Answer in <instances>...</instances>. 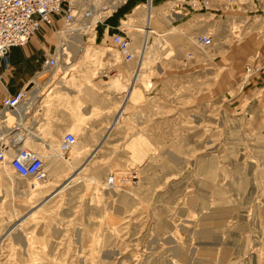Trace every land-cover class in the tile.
Here are the masks:
<instances>
[{
  "label": "rangeland",
  "instance_id": "obj_1",
  "mask_svg": "<svg viewBox=\"0 0 264 264\" xmlns=\"http://www.w3.org/2000/svg\"><path fill=\"white\" fill-rule=\"evenodd\" d=\"M98 1L82 6L87 23L43 26L0 72L71 74L97 92L63 104L70 151L56 127L0 142L9 158L24 141L47 170L23 179L0 162V264H264V0H153L166 44L136 77L155 30L143 41L125 26L146 25L139 6L107 13Z\"/></svg>",
  "mask_w": 264,
  "mask_h": 264
},
{
  "label": "crops",
  "instance_id": "obj_2",
  "mask_svg": "<svg viewBox=\"0 0 264 264\" xmlns=\"http://www.w3.org/2000/svg\"><path fill=\"white\" fill-rule=\"evenodd\" d=\"M94 1L95 0H89V2L91 3H93ZM141 1L142 0H128L126 1V5H123L122 7L118 8L116 11L119 10L118 11L119 13L130 14L132 11H134L136 7L139 6L138 8L135 9V12H141L142 14L145 13L146 25L137 26V25H133L125 21V26L139 33H142L143 41L146 36L145 30H147L148 27L149 29L151 28L155 30V32H157L156 34L160 35L159 44L162 45L161 47L163 48L166 44V41L164 39H161V36H164L167 32L159 30L157 27L158 24L156 25V22H154V19L156 18L155 16H158L159 14L158 10L160 9V7H157V6L153 7L152 6L153 0H149V2L145 6L141 4L142 3ZM147 1L148 0H146V2ZM155 1L156 3L164 2V0H155ZM99 2L100 0L98 1V3ZM122 2H124V0H107L106 1V12L111 13ZM140 5H142V7ZM144 7L146 8V10H144ZM81 8L82 6L80 7L78 11V16H80V13L85 11V8H88V6L83 7L82 9ZM87 11H89V8ZM86 14H89V12H86ZM89 17L90 16H88V18ZM168 17L170 21H173V18H171L170 16ZM84 20L85 21L82 22V20L80 21L78 19V21L76 20L74 24L76 23L81 24V22L87 23V21H90L91 19L86 18ZM21 48H22L21 46H17V47H12L9 50L7 59L4 61H0V72H5V70L8 69L7 66H11V64L12 65L16 64L19 58L23 57L25 50L23 52ZM42 61H43V58L41 59L40 63H42ZM83 75H88V74H80V75H77L76 77L77 79H79V77H83ZM136 76H139V74H136L135 77ZM70 78H71V74L68 76L66 81L71 80ZM88 79L93 80V77L88 76ZM66 81L64 80L63 74L61 75L48 74L47 76H43V74H0V107H1V100L5 95L7 94L14 95L18 92H23V89L25 88V86L28 83L33 82V87L28 92L22 93L21 104L19 105L18 111L14 113L15 116L22 114V117L24 119L18 123L17 122L11 123L13 124V126L8 125V127H6L7 125H2L1 127L0 125L1 127L0 128V142L4 141L5 138H7V140L12 141L15 138H18L17 137L18 134H20L18 135L19 137L21 135H24L25 138H28L29 134L32 135L33 133L39 135V136L34 135L33 137L30 136L32 137L30 138L31 141L32 139L36 141V139H38L41 136L43 137L44 135L39 130L40 127L45 128L44 130L45 136L49 128L56 127L57 130L55 131V133L57 134L59 139H62L63 136L67 133L66 131L67 126L73 125L71 124V122L68 121L69 114H68V111L66 110V106H63V104L66 105V103L68 102L67 97L73 98V100L76 101L78 100L79 96H82V94H85V95L97 94L96 88L93 84H89L87 82L85 83L78 82L75 85H73V84H67ZM121 83L123 84V82ZM114 87H116V85H114ZM132 95H134V91L131 90L128 96L132 97ZM128 96H127V99H128ZM82 100H84V98H82ZM121 110L122 112H124V106L122 107ZM2 112H3V109L2 110L0 109V114ZM80 113L82 115L90 117L92 115V107L90 106L87 111H85L82 108L80 109V111L77 110L76 118L77 117L79 118L82 116V115L79 116ZM119 114L117 116L118 119L120 118L119 116L122 115V114L120 115ZM16 125L19 128L16 129ZM3 127L4 129L2 130ZM12 127L14 129H12ZM45 138L43 137V139ZM25 141H27V139H25Z\"/></svg>",
  "mask_w": 264,
  "mask_h": 264
},
{
  "label": "built area",
  "instance_id": "obj_3",
  "mask_svg": "<svg viewBox=\"0 0 264 264\" xmlns=\"http://www.w3.org/2000/svg\"><path fill=\"white\" fill-rule=\"evenodd\" d=\"M88 0H0V61L7 59L12 47L23 46L35 36L43 26L53 27L54 23L59 26H70L76 20L81 5H86ZM182 1V0H181ZM57 25V24H56ZM209 36L199 37V42L204 46L211 44ZM113 42L117 50L129 62L135 57L131 51L132 42L129 38L120 34L114 35ZM42 67L55 68L56 55L45 57ZM249 65L248 71H252ZM22 92L14 95H5L1 100V110L5 108L14 111L21 101ZM76 136L67 132L61 139V149L69 150L76 142ZM8 161L13 172L20 178H33L44 180L46 171L42 156L29 149H15L14 153L5 157L0 144V162Z\"/></svg>",
  "mask_w": 264,
  "mask_h": 264
},
{
  "label": "bare ground",
  "instance_id": "obj_4",
  "mask_svg": "<svg viewBox=\"0 0 264 264\" xmlns=\"http://www.w3.org/2000/svg\"><path fill=\"white\" fill-rule=\"evenodd\" d=\"M190 1V0H189ZM198 0H193V2H197ZM89 2V0L85 3V4H87ZM82 6V5H81ZM42 29V28H41ZM40 29V30H41ZM39 30V31H40ZM147 31V30H146ZM157 32H155V33H149L148 35H149V37H148V41H147V43H146V52H145V54H144V56H143V58H142V62H141V56L139 55V57H140V59H139V62H138V66H139V68H138V74H142V72H144L143 71V66H145L147 63H149V60H152L153 58H152V56L153 55H155L156 53H159L158 52V50L160 51V49H159V47H161L162 45H160L159 43H160V35H158V34H156ZM34 37V36H33ZM153 39V40H152ZM164 46V45H163ZM145 48V47H144ZM162 49V48H161ZM120 52V51H119ZM9 54V53H8ZM70 54V53H69ZM71 56V55H70ZM57 57V56H56ZM157 57V55H155V57L154 58H156ZM150 58H152V59H150ZM59 66V62H58V57H57V64H56V67L54 68H47V67H45L44 66V68L45 69H47L48 71H53V70H56V68ZM142 70V71H141ZM20 104H21V101H20ZM18 108H19V106L14 110V111H9V110H6L5 108H3V112L0 114V125H1V127H2V125H10L11 123H13V122H21L24 118L22 117V114H19L18 116H15L14 115V113L15 112H17L18 111ZM23 123V122H22ZM11 126V125H10ZM15 126V125H14ZM0 127V128H1ZM17 128H19V127H17V125H16V129ZM2 129H4V127L2 128ZM5 129H6V127H5ZM12 129H14L13 127H12ZM13 132V131H12ZM17 133V132H16ZM18 133H20V132H18ZM18 135H20V134H18ZM17 135V137H19ZM22 136V135H21ZM9 141V140H8ZM14 142L15 141H19V138H15L14 140H13ZM23 142L24 141H22V143H21V145L17 148V147H12L14 150L15 149H20V148H25L24 146H23ZM60 142H61V140H60ZM77 143V139H76V142H75V144ZM15 144V143H14ZM75 144L72 146V148L71 149H73V147L75 146ZM59 146H60V150H62L61 149V143H59ZM27 149H29V148H27ZM71 149H69V150H62V152L64 151V152H68V151H70ZM30 151H32V152H34V153H36V154H38L39 156H42L41 154H39L38 152H36V151H33V150H31V149H29ZM3 151H4V154H5V157H6V153H5V150L3 149ZM42 158H43V161H44V169H45V171H46V175H47V170H46V167H45V159H44V156H42ZM26 179H29V178H26ZM33 179V178H32ZM34 180H36V179H34ZM36 181H39V180H36ZM41 181H43V180H41ZM64 186V185H63ZM62 186V187H63ZM57 192H55L54 194H56ZM53 194V195H54ZM52 195V196H53Z\"/></svg>",
  "mask_w": 264,
  "mask_h": 264
},
{
  "label": "water",
  "instance_id": "obj_5",
  "mask_svg": "<svg viewBox=\"0 0 264 264\" xmlns=\"http://www.w3.org/2000/svg\"><path fill=\"white\" fill-rule=\"evenodd\" d=\"M33 87V82L28 83L25 88L23 89V92H28ZM22 92V93H23ZM22 98V96H21Z\"/></svg>",
  "mask_w": 264,
  "mask_h": 264
}]
</instances>
